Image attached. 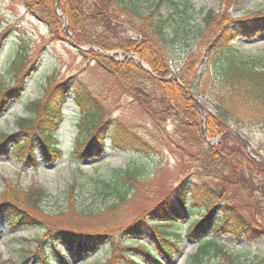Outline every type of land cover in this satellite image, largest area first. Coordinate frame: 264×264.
Returning a JSON list of instances; mask_svg holds the SVG:
<instances>
[{
	"label": "rangeland",
	"instance_id": "obj_1",
	"mask_svg": "<svg viewBox=\"0 0 264 264\" xmlns=\"http://www.w3.org/2000/svg\"><path fill=\"white\" fill-rule=\"evenodd\" d=\"M54 1L53 18L46 22L42 19V21L38 20L33 14L35 11L41 16L42 12L37 11L38 5L32 4L30 0H0V87L6 89L11 85L9 64L20 47L23 46L26 53V70L34 67L30 76L25 78L24 92L20 100L9 102L0 115V134L15 131L16 120L27 117L25 103L43 101L54 86L64 81H79L86 88L99 93L98 100L103 106L110 105V110L108 108L107 110L113 122L118 121L131 138H139L140 145L143 142L148 147L143 153L138 151L131 153L114 148L112 141L114 134L108 127L104 134L106 140L102 153L92 158L77 160L73 150L78 137V109L71 100L72 93L68 94L62 111L64 119L62 124L57 126L55 135V141L60 149V159L56 162H46L40 158L38 152H35L38 165L33 167L27 162H16L11 155L0 156V199L7 190L8 184L22 190L35 185L47 193V198L39 209L41 213L32 211L41 221V226L11 228L5 219L0 220V264H17L20 261L19 252L22 249L33 251L35 241L42 237L44 230L71 229L73 226L70 223L71 217L75 211L87 214L85 217L76 218L74 221L76 227L84 225L86 229L106 233L117 242L121 240L118 236L123 233L121 232L123 228L138 218L149 217L147 211L184 177H188L192 182L188 190L191 192L186 193V211L180 215L181 218H177L178 225L171 228L180 236V240L175 238L178 250L167 264L193 263L190 256L196 251L197 243L187 236V228L193 220L203 215L205 205L210 202V197L216 189L220 190L224 187L233 210L241 213L245 219H254L255 223H259L262 217L264 218V203L253 205L249 194L255 193L257 189L259 195L264 191V185L261 184L264 170L257 169L246 161L242 169L234 170L231 166H234L242 156L247 160L254 158L259 162L264 161L262 128L256 126L239 129L233 123H228V131L237 134L236 136L244 144L243 147L237 146L232 135L226 142L220 141L222 135L206 138L207 115L215 114L212 102L193 90L184 88L186 95L191 98L195 111L199 113L202 137L205 142L213 147L216 146L222 153L219 158V168L210 176H201L202 174L199 176L197 174L199 161L191 148L192 141H198L200 137L190 117L178 114L177 122L169 120L167 114L156 106V101L152 106L155 114L145 111L128 95L127 88L124 90L123 80L120 78L112 80L96 61L103 62L101 55L124 67H127V63L131 61L134 66L155 77L149 66L134 52L120 49L108 51L101 45L112 47L120 45L126 38L136 39L138 29L136 14L162 17L168 19L169 25L174 26L173 29L175 27L182 29H177L174 40L165 46V52L170 59L169 73L161 81L176 82L182 87L177 75L181 73L188 51L196 58L195 66L190 72L192 77L195 73L199 74L202 67L210 62L206 57L205 48L208 43L211 44L218 28L226 22L249 20L255 17L262 19L260 25L264 29V0H174L173 2L170 0H81V3L92 8L94 14L100 16L109 28L104 32L102 30L94 32L96 35L94 37L90 31L81 30L79 33L69 30L65 15L68 0ZM208 12L212 13L210 27L203 25V19ZM54 26L58 30V36L56 32L55 35L52 34V31H55ZM87 35L91 37L90 41L88 38H81ZM231 47L230 58L259 53L264 50V30L249 39L241 36L235 38ZM104 53L111 55L112 58ZM128 55L136 59H130ZM210 59L213 60V56ZM209 72L211 73V68ZM137 79L138 77L135 76L129 78L132 82H136ZM144 98L146 104H152V99L141 97ZM116 138L120 140L118 136ZM135 167L139 168L141 179L134 185L126 202L114 206V210H111V206L116 204V197L111 189L102 188L101 182H106L112 187L116 178L122 175L120 171ZM240 176L247 196L234 184L239 183ZM214 202L219 200L215 199ZM223 205V200L218 203L219 207ZM219 218L218 212L214 219ZM208 237L211 235L208 234ZM214 237L220 240L224 250L238 264H264V236L254 237L248 241L243 235L237 237L219 232ZM122 240H125L124 247L145 245L149 249H154L158 261L165 263L155 246L151 244V240L146 238H140L137 242H132L128 238ZM108 248L106 242L93 254L75 257L67 254L65 247L59 243L56 251L64 254V260L58 263L52 254L46 256V261L48 264H102L108 259ZM140 261L141 264H146L144 260ZM22 264L38 263L34 258H28ZM198 264L225 263L219 257L215 258L211 255Z\"/></svg>",
	"mask_w": 264,
	"mask_h": 264
},
{
	"label": "trees",
	"instance_id": "obj_2",
	"mask_svg": "<svg viewBox=\"0 0 264 264\" xmlns=\"http://www.w3.org/2000/svg\"><path fill=\"white\" fill-rule=\"evenodd\" d=\"M30 1L32 4L38 5L37 11L42 12L40 16L33 11L38 20L42 19L47 22L48 19L53 18L54 0ZM173 1L170 0V2ZM66 3L68 5L65 9V15L67 16L69 30L79 33L81 30L90 31L93 33V37L96 36L94 32L109 30L107 23L102 21L103 19L100 16L95 15L92 8L82 4L81 0H68ZM211 18L212 13H206L203 25L210 27ZM135 19H138L136 39L126 38L122 40L120 45L112 47L101 45V47L108 51L120 49L125 52H134L149 66L155 77L134 66L135 64L131 61L127 63V67H124L101 55L103 62L96 61V64L103 68L107 73L106 75L111 77L112 80L118 78L123 80L124 90L127 88L128 95L139 103L145 111L155 114L152 106L156 101V106L167 114L169 120L172 119L177 122L178 114L190 117L200 137L198 141H192L193 146L191 148L195 151L196 159L199 161L197 174L199 176L201 174V176H210L219 168V158L222 153L219 148L205 142L202 137L203 132L199 113L195 111L191 98L186 95L184 88L193 90L196 94L204 96L212 102L215 114L207 115L206 138L210 139L222 135L220 141L226 142L232 135L237 146L243 147V142L239 140L236 134L228 131L227 125L230 122L239 129H250L258 126L264 132V50L246 57L230 58L232 41L239 36L249 39L255 37L261 31L263 32L264 29L260 25L262 19L253 17L249 20H230L218 28L211 44L208 43L205 48L206 57L210 62L202 67L199 74L195 73L192 77H190V72L195 66L196 58L188 51L181 73L177 75L183 85L182 87L176 82L161 81L169 73L168 63H170V59L165 52V46L168 42L174 40L177 29L182 28L175 27L173 29L174 26L169 25L168 19L162 17L156 18L136 14ZM54 28L55 31L53 30L52 34L55 35L56 32L58 36V30L55 26ZM82 37L88 38V41L91 39L88 35ZM211 56H213V60L210 59ZM26 59V53L22 46L9 64L11 85L6 89L0 87V115L9 102L20 100L24 92L25 78L29 77L34 69V67H31L30 70H26ZM209 68H211V73ZM131 76L138 77L137 81L132 82L129 80ZM205 77L206 86L204 87ZM125 82H128V85ZM70 93L73 95L71 100L78 109V137L73 150V155L77 160L92 158L102 153L105 148L104 141L106 140L104 134L108 127L114 134L112 136L114 148L131 153L146 152L148 147L146 143L142 142L140 145L139 138H131L122 124L118 121H112L111 114L108 111L110 105L103 106L98 100L99 93L88 87L86 88L82 82L64 81L54 86L43 101L25 103L24 108L27 117L16 120L15 131L9 134H0V156L11 155L16 162H27L33 167L38 165L35 152H38L40 158L46 162H56L60 159V149H58L55 141V135L57 126L61 125L64 119L63 106L66 104L67 95ZM141 97L152 99V104H146V98L141 99ZM116 136L120 140H117ZM245 161L257 169L264 170V161L259 162L254 158L247 160L243 156L239 158L237 163L235 162L234 166H231V169H242ZM120 174L122 175L116 178L112 187L106 182H101L102 188L111 189L116 197V204L111 206V210H114V206L126 202L134 189V185L141 179L139 178L140 170L136 167L120 171ZM238 179L239 183L234 184L245 194L246 190H244V185L241 183L242 177L240 176ZM191 183L188 177L182 178L153 208L147 211L149 217L138 218L132 224L123 228L121 230L123 233L118 236L121 240L117 242L106 233L86 229L84 225L76 227L74 222L76 218L79 216L85 217L87 214L75 211L71 217L70 223L73 225L71 229L44 230L42 237L35 241L33 251L22 249L19 252L18 258L20 261L17 264H22L28 258H34L38 264H48L46 256L52 254L56 258V262L61 263L64 260V254L56 251L59 243L65 247L67 254L76 257L93 254L106 242L109 245L108 259L102 264H141L140 260H144L146 264H167L171 256L177 253L178 250L175 238L180 240V236L173 232L171 228L178 225L177 218H181L180 215L186 211V193L190 189ZM261 184L264 185V176ZM228 185L231 184L228 183ZM226 196L224 187L220 190L216 189L210 197V202L206 203L203 215L189 224L187 236L197 243L196 251L190 256L192 264H198L202 259H206L211 255L215 258L219 257L225 264H238L224 250L220 240L214 237L219 232L237 237L243 235L248 241L254 237L264 236V218L262 217L259 223H255L254 219H245L241 213L233 210L230 206V199ZM245 196L247 195L245 194ZM249 197L252 198L251 203L253 205L258 206L260 203H264V191L259 195L257 189L255 193L249 194ZM46 198L47 193L35 185L27 190H22L8 184L7 190L0 199V220L5 219L7 225L11 228H37L42 223L32 211L41 213L39 209H41V205ZM215 199H218L219 202L223 200V207H219V202H214ZM218 212L220 218L215 220L214 217ZM208 234L211 237H208ZM124 238H128L132 242H137L140 238L151 240V244L155 246L156 251L160 253L165 263L158 261L154 249H149L145 245L143 247H124L125 240H122Z\"/></svg>",
	"mask_w": 264,
	"mask_h": 264
},
{
	"label": "water",
	"instance_id": "obj_3",
	"mask_svg": "<svg viewBox=\"0 0 264 264\" xmlns=\"http://www.w3.org/2000/svg\"><path fill=\"white\" fill-rule=\"evenodd\" d=\"M104 55H106V56H110L111 58H112V56L111 55H109V54H107V53H104ZM128 58H130V59H136L134 56H132V55H128L127 56ZM141 66H142V68L143 69H145V67L141 64Z\"/></svg>",
	"mask_w": 264,
	"mask_h": 264
}]
</instances>
